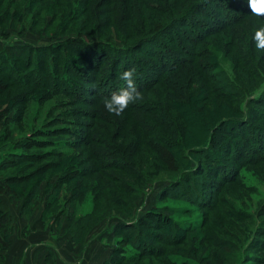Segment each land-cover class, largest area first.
<instances>
[{"label":"rangeland","instance_id":"374dc122","mask_svg":"<svg viewBox=\"0 0 264 264\" xmlns=\"http://www.w3.org/2000/svg\"><path fill=\"white\" fill-rule=\"evenodd\" d=\"M80 1L45 0L38 3L39 5L37 4L34 8L29 7L26 9L24 17L19 18L18 22L11 21L7 29L1 26L0 32L7 30L13 33L8 43H28L33 46L52 44L54 42L52 37L60 32L64 39L84 36L93 40H105L118 46H121V44L134 46L143 40L142 36L133 35L136 26L151 27L150 30L146 29L148 32H144L147 33L145 35H151L156 30H163L173 20L178 19L179 14H181L178 11L179 9H175V11L167 8L169 12L162 11L167 7L166 3L169 0H151V2L147 1L146 3L145 0H93L89 5L90 9L80 16L76 22H73L74 15L77 14L70 13L73 9L79 8ZM196 1L194 2L196 3ZM68 2H71V4L69 5ZM170 2L173 4L174 0H170ZM182 3L184 2H181V5ZM54 5H58L57 8ZM142 5H144V8H142ZM83 7L87 6L83 4ZM138 7L140 9H137ZM190 8L188 7L183 13L189 12ZM134 9L140 11L142 15H137L136 11H133ZM159 9L160 12H157L156 10L159 11ZM21 10H23V7ZM11 13L13 15L14 11ZM55 13H59L56 20ZM88 15H91L90 23H86ZM148 16H151V18ZM197 16L199 20L207 21L203 15ZM11 17L9 18L11 19ZM244 20L251 22L249 30L254 34L260 26L264 25L254 15L246 17ZM174 34L179 37L178 34L180 33L175 31ZM188 35L192 36L190 32H188ZM217 39L218 36H215L204 44H200L197 51L201 55L204 51L212 56L217 55L216 57L222 68L228 72L230 77L236 79L247 89L249 88L250 95L253 97L257 90L264 88V56L261 57L259 53L255 52L251 53L248 48H244L242 51L243 54L247 51L248 54L250 53L246 55L245 59L251 67H254L253 63L257 67L259 66L260 76L258 73L254 74L251 67L248 68L245 64L238 63L240 58H244L241 56L242 54L237 56L232 47L230 49L231 54L226 55L223 45L215 46L214 43ZM76 45L81 46L78 42ZM185 47V56L188 62L180 77V81H183L180 86L184 85L186 87L187 83L189 84L187 90L184 87V90H182L184 95L182 101L184 106L182 107L185 114L174 109L170 111V105L172 104L169 105L166 98L167 89L163 84H160L156 88L152 87L142 93L143 98L138 102L148 105V108L143 111L131 112L130 118L134 116L135 119L128 121H123L129 116L123 114L127 112V109L120 115H113L105 109L103 101L99 104L100 118L98 121H92L86 116H73L74 109H89L92 111L93 107L77 104L71 98L60 97H54L41 104L37 100V95H40L39 92L34 93V101L29 104L28 109L25 111L23 121H0V142L2 143L0 145V149H2L0 150V158L3 157L5 152L43 156L34 162L27 161L28 158H26L17 167L5 171L6 175L10 173V175H15L21 169H25V172L20 174L21 176L31 175L34 180L40 181L37 197L33 200L34 209L29 212L26 211L25 218L20 215L22 198L14 200L15 198L13 199L9 193L11 190L4 189L1 192L4 199L9 201V208L15 218L9 247L21 250L33 246L36 248L33 260L37 259L40 253L44 252L43 250L45 252L53 250L59 257V264H106L116 247L123 248L129 253L138 252L139 250L135 249V246L138 245V236H140L138 231H143L145 233L143 240L147 242V245L161 250L164 255L155 257V255L150 256L147 253L148 255L138 263L126 262L124 264H176L181 261L189 264H264V160L251 164L246 162L244 155L242 159L237 160L238 162L230 157L228 164L237 169V181L235 184H227L223 187L218 196L219 201L216 203L217 197L211 192L210 182L204 175L207 171H204L202 166L204 165L205 170L211 172L213 181L221 180L220 175H218L219 171L215 170L213 164L207 161L204 155L194 151L195 148L205 145L211 131L221 120L227 118L242 119L244 117L243 113L252 118L250 121L251 125L254 126V135L262 134L264 136V107L257 104L248 105L245 98L226 101L216 91L209 94V92L206 91L205 93L201 90L204 86L205 77L200 65L208 63V60L193 56L191 51L194 50L191 43L185 42ZM158 50L155 49V51ZM80 53H82L81 49ZM111 58L110 55L104 57L105 66L110 63ZM141 58L144 60L145 55ZM151 62L154 63V60H151ZM242 71L245 72V75H241ZM22 74L25 75L23 71ZM165 77H169V74L166 73ZM17 89H22V87ZM23 89L28 92L30 90L29 87ZM0 91H2L1 87ZM61 101L66 104L59 106L58 111L53 110L54 106L60 105ZM160 101L162 105H153L154 103L160 104ZM161 106L167 108L166 112H170L172 118L179 124V127H173L174 132L177 133L176 135L179 136L182 131L185 133L184 143L180 148L172 150L167 145H158L155 143L156 140L153 141L157 136L168 138L169 129H171V127L167 128L162 125L166 122V113L160 110H152ZM49 111L53 112H51V115L59 117L56 127L64 128L66 131L83 127L85 131L93 134L95 142L97 141L96 144L92 145L91 150L80 147L74 152L71 148L62 146L31 144L30 139H34L31 134L34 130L37 131L42 128L46 117L49 116ZM193 116L199 120V125L192 126L188 124L186 119ZM159 119L163 121L161 125H159ZM135 121L142 124H136ZM125 124L126 132L119 137L120 129ZM87 125H91L93 128L88 130ZM246 128L242 127L240 130L242 134L249 135ZM248 129L251 130V128ZM6 133L9 136L4 139ZM229 135L232 136L230 133ZM69 137L70 135L66 134L58 137L54 136L51 140L68 142L71 141ZM141 137L145 144L140 145L141 148L136 150L142 142ZM232 137L241 141L246 139L237 138L236 135ZM174 138H177V136ZM36 139L43 142L45 137L37 136ZM215 140L219 142L222 141V138L216 136ZM101 141L114 144L116 149H120L119 153L124 152L128 155L131 163L129 164L130 169L97 170L99 167L93 161L91 151L93 149H105L107 147L106 142L101 146ZM28 142L30 145L28 150L24 151L19 148L21 143L28 145ZM150 142L152 146L155 144L157 146L149 147L148 143ZM65 154H80V157L85 160L81 167L87 171L89 176L73 180L72 183L62 187L54 205L48 213H45V211L43 212V203H46L50 198L49 192H55L54 185L64 169H51L50 166L56 163L64 164L68 162L69 158L66 160L61 156ZM261 155L258 154V156ZM45 165H49L46 168L45 175L35 176L37 172L34 169ZM184 173L189 175L190 173H200L193 176L189 185L185 184L178 191V196L186 192L185 196L189 197L190 201L181 197H172L177 192L169 187L170 182L167 181L176 179ZM2 176L3 173L0 179ZM17 183H21V181ZM32 184L33 181L28 182V184L17 185L14 183L11 189H28L32 187ZM69 185L72 186V189ZM73 187H78L79 193L76 194V200H73L74 205H71L68 198H70V191L73 190ZM168 189L170 190L168 191ZM163 192H168L171 195L165 194L166 196L160 198ZM211 195L214 197L212 198ZM204 203H207V206ZM60 212L63 213L60 214ZM88 213H94L93 222L89 224H86L87 220L79 222L80 218ZM150 213L159 215V217L154 216L155 218H151L149 221L160 223V227L163 225L164 228L171 229L172 238L176 237L175 232H173L176 223L180 224L179 229L184 232V225L198 228L204 218L208 219L209 222H207L205 228L189 234L188 238L191 240L188 241L190 242L168 247L163 246L154 237L150 236L152 232L159 233L160 229L149 226V222H143L140 228L138 227L139 229L125 230L126 232L117 231L118 221L116 218L122 217L126 219L128 224H134L141 217ZM57 215H59V220ZM71 231L74 232V238L70 234ZM146 233H149V235H146ZM208 233L216 236V239L214 241L207 239L206 234ZM130 236L132 239L129 238ZM70 258L73 259V263L69 262ZM15 259H18L16 254Z\"/></svg>","mask_w":264,"mask_h":264},{"label":"trees","instance_id":"16d2710c","mask_svg":"<svg viewBox=\"0 0 264 264\" xmlns=\"http://www.w3.org/2000/svg\"><path fill=\"white\" fill-rule=\"evenodd\" d=\"M44 1L45 0H0V27L4 26L7 29V27L10 26L11 21L18 22L19 18L24 17L23 15L26 13V9L29 7L34 8V6H37L38 3H42ZM92 1L93 0L80 1L82 7L79 5L80 9H73L70 13L77 14L76 16L74 15L73 22H76L80 16L85 14L86 11L90 9L89 5ZM147 1L151 2V0H145L144 2L146 3ZM194 1L196 0H174L173 4H171L170 0L167 1V7L162 11L169 12L170 9H179L178 11L181 12V14H179V18L173 20L163 30H156L151 35H145L147 33H144L148 32L147 30H150L151 27L147 28L145 25H142L144 27L136 26L134 28L133 35L142 36L143 40L139 41L134 46L129 44H121V46H118L115 43H110L105 40H93L84 36L81 38L68 37L64 39L61 32L52 37V40L54 41L52 44L48 46H33L28 43H8L13 33L8 32L7 30L0 32V87L2 88V91H0V121H23L25 111L28 109L29 104L34 101V93L37 92L40 93V95H37V100L41 104L54 97H60L71 98L77 104L87 105L90 106V108L93 107L92 111L89 109H74L73 116H86L92 121H98L100 118V102L103 101L104 97L109 96L113 91L125 86V82L119 79V75L129 69H135L134 79L136 86L141 93L148 91L152 87L156 88L158 85L163 84L167 89L166 98L169 101V105H173V107L170 105V111L174 109L176 111H181L182 114H185L182 107L184 106V103L182 102L184 99L182 90H184V88L187 90L189 84L187 83L186 87H184V85L180 86L183 82L180 81V77L185 65L188 62L185 56V42H189L193 45L194 51H191L193 56L198 57L199 59L201 58L202 60H208V63L199 64L205 77L204 86H202L203 88L201 90L205 93L207 91L209 94L216 91L222 95L226 101H235L245 98L248 105L257 104L264 107V88L262 90H257V93L251 97L249 88L247 89L236 79L230 77L228 72L222 68L221 64L218 62V58L216 57L217 55L212 56L208 54L207 51H204L201 55V53L197 51L200 44H204L207 40L218 36V39L214 43L215 46L223 45L226 55L231 54L230 49L232 47L237 56L242 54L241 56L244 58H240L238 63L245 64L248 68L251 66L245 58L246 55H249L250 53L248 54L247 51V53L243 54L242 51L244 48H248L251 53L255 52L257 54L259 53V56L261 57L264 56V52H258L257 49L255 50L254 32L249 30L251 22L249 23L245 21L246 19L244 20V18L252 15L247 0H198L196 3ZM181 2L184 3L181 5ZM68 4L70 5L71 2H68ZM83 4L87 7H83ZM58 5H54V7L57 8ZM22 7L23 10H21ZM140 7L137 9H140ZM188 7H191V10L183 13ZM142 8H144V5H142ZM137 9H134L133 11H136L135 13H137V15H142ZM40 10L42 9L40 8ZM13 11L14 13L11 15V12ZM156 11L160 12V9L159 11ZM57 15H59V13H57L56 16ZM197 15H203L207 21L199 20ZM10 16H12L11 19L9 18ZM90 16L91 15H88L86 23L89 22ZM148 17L151 18V16ZM57 18L58 16L55 20ZM258 19L264 24V18ZM145 24H147V22H145ZM175 31L180 33L178 34L179 37L174 34ZM188 32H190L192 36H189ZM225 32L228 33L226 34ZM77 42L80 43L81 46L78 47L76 45ZM80 49L82 50V53H80ZM155 49L159 50L155 51ZM106 55H110L112 57L110 63L106 65L107 67L105 66L106 62H104V57ZM140 55H145L144 60ZM151 60H154V63H152ZM252 61L254 60L252 59ZM253 65L254 67H251L253 73H258V75L260 74L261 76L260 69L258 68L259 66L257 67L254 63ZM21 70L25 73V75L22 74ZM166 73L169 74V77L167 78L165 77ZM241 75H245V72L242 71ZM212 84L214 85L212 86ZM21 87L22 89L29 87L30 90L28 92L26 89H17ZM161 103L162 102L160 101V104L154 103L153 105L160 106L162 105ZM64 104L66 103L61 101L60 105L58 104L52 108L53 110L55 109V111H58V108H60L59 106H64ZM147 108L148 105L142 102L131 104L129 108H127V112L123 113L129 115L127 118L123 119V121L135 119L134 116L130 118L131 112L143 111L145 109L147 110ZM152 110L164 111V113H166L165 125L162 124L163 118L162 120L159 119V125L162 124L163 127H171L172 129H169L170 132L168 138L157 136V138H154L153 141L156 140L155 143L158 145H167L172 150L180 148L184 143L185 133L182 131L181 134L179 133V136L176 135L177 133L174 132L173 127L177 128L179 127V124L172 118L171 113H167V108H164L163 106ZM246 110L248 111V109ZM51 112L49 111V116L46 117V121L44 122L42 128L37 131L34 130L31 134V137L34 138L33 140L30 139V141H32L31 144L62 146L71 148L73 152L78 150L80 147L91 150L92 145L96 144L97 141L95 142L93 134L85 131L83 127L71 130L69 129L68 131L64 128L58 126L56 127L59 122V117H56L53 114L51 115ZM245 114L246 113H243L244 117L242 119L227 118L221 120L211 131V135L208 137L205 145L194 149L196 153L204 155L205 159L213 164L215 170L219 171L218 175H220L221 180L213 181V179H211V172L209 170H205L206 167H204V165L202 166L204 168L203 170L207 171L206 174H203L210 182L211 192L217 197L216 203L219 201L218 196L223 190V187L227 184H235L237 181V169L228 164L230 157H233V159L237 161L238 159L240 160V158L242 159L244 155L246 162L251 164L259 163L260 160H264V136L262 134L254 135V126L251 125L250 121L252 118ZM186 120L188 124H191L192 126L200 124L199 120L195 116L187 118ZM135 122L136 124L141 123L139 121ZM86 127L88 130L93 128L91 125H87ZM242 127H247L246 129L249 132V135L242 134V131L240 130ZM248 128H251V130ZM125 132L126 124L120 129L119 137H121ZM229 133L232 134V136L236 135L237 138L240 137L242 139H246L243 141L236 140L234 137L230 136ZM66 134L70 135L69 138L71 141L57 142L51 140L54 136L58 137ZM5 135L4 139H7L9 136L8 133ZM37 136H43L45 137V140L43 142L38 141L36 139ZM175 136H177V138H174ZM216 136L222 138V141L217 142L215 140ZM141 141L142 142H140L136 150L141 148L140 145L145 144L142 137ZM105 142L106 141H101L100 145L103 146ZM1 144L2 143L0 142V145ZM151 144V142L148 143V146L151 148L157 146L156 144L154 146ZM106 145L107 147L105 149H93L91 151V157L99 167L97 170L101 169L105 171L107 169H130L129 164L131 163L128 155L124 152L119 153L120 149H116L114 144L106 142ZM28 146H30L29 142L28 145L21 143L19 148L26 151L30 148ZM258 154L262 155L258 156ZM61 156L66 160L69 158V161L64 164L56 163L50 166V168L52 167L51 169H64L54 185L55 192H49L50 198L46 201V203H43V212L45 211V213H48L50 208L54 205L62 187L66 186L68 183H72L73 180H77L81 177H87L88 175L87 171L81 167L85 160L80 157V154H65ZM40 157L43 156L11 154L5 152L3 157L0 158V176L3 173V176L0 179V264H3V252L7 250L11 244L10 236L13 233L15 225V218L9 208V201L4 199V195L1 193L2 190H11L9 193L13 199L15 198L14 200L22 198L20 215L22 218H25L26 211L29 212L34 209L35 204L33 205V200L37 197L38 187L40 186V181H37V179L34 180L33 176L20 175L25 172V169H21L19 173L15 175H10L11 173L6 175L5 171L17 167L26 158H28L27 161L34 162ZM47 166L49 165L34 169L37 172L35 173V176H44ZM199 174L190 173L189 175L184 173L176 179L167 180L170 182L169 187H172L171 189H175L177 192L176 194L174 193L172 197H181L190 201L189 197L185 196L186 192L183 194L181 193L180 196H178V191L181 190L180 188H183L185 184L189 185L190 180H192L194 175ZM18 181H21V183H17ZM32 181L33 184L31 188L29 187L30 189H11V186H13L14 183L17 185L28 184V182ZM69 186L72 189V186ZM169 190L170 189H168V191ZM70 192V198H68V201L69 204L74 205L73 200H76V194L77 192L79 193L78 187H73V190ZM165 194L169 193L163 192L160 195V198L166 196ZM211 197L213 198L214 196L211 195ZM204 204L207 206V203ZM62 213L63 212H60V214ZM57 216L58 219L59 215ZM154 216L159 217V215H153L150 213L141 217L139 221L134 224H128L125 218L118 217L116 218L118 221L117 231L121 230L126 232L129 230H135L138 227L140 228V225H142L143 222H149V226L160 229L159 233L152 232L150 233V236L154 237L163 246L168 247L171 245L176 246L190 242L188 241L191 240L188 238L189 234L196 232V230L205 228L207 222H209L208 219L204 218V221L198 228H192L191 226L184 225V232L179 229L180 224L176 223L175 231H173L175 232L176 237L172 238L171 229L169 230L167 227L164 228L163 225L160 227V223L149 221L151 218H155ZM93 218L94 213H88L81 217L79 222L87 220L86 224H89L93 222ZM138 233L140 235L138 236V245L135 246V249L139 250L138 252L129 253L123 248L116 247L106 264H124L126 262L138 263L143 257L148 255L147 253H149L150 256L155 255V257H162L164 255L161 250L155 249L151 245H147V242L143 240V235L145 234L143 231H138ZM70 234L74 238V232L71 231ZM146 235H149V233H146ZM131 236L129 237L130 239H132ZM206 238L214 241L216 236L208 233L206 234ZM181 262L176 264H189L188 262L185 263V261L183 263Z\"/></svg>","mask_w":264,"mask_h":264},{"label":"clouds","instance_id":"9594fccd","mask_svg":"<svg viewBox=\"0 0 264 264\" xmlns=\"http://www.w3.org/2000/svg\"><path fill=\"white\" fill-rule=\"evenodd\" d=\"M252 15L264 18V0H247ZM255 47L258 52H264V25L260 26L254 34ZM135 69H129L119 75L125 86L113 91L104 97L105 109L113 115L122 114L130 104L140 101L142 93L138 90L134 79Z\"/></svg>","mask_w":264,"mask_h":264},{"label":"crops","instance_id":"0c3cea01","mask_svg":"<svg viewBox=\"0 0 264 264\" xmlns=\"http://www.w3.org/2000/svg\"><path fill=\"white\" fill-rule=\"evenodd\" d=\"M35 250L36 248L33 246L29 248L26 247L21 250H15L12 249V247H9L3 252V264H59V257L53 250H49L48 252L43 250L44 252L40 253V256L37 257V259L33 260ZM15 254L18 256V259H15ZM69 262L73 263L74 261L70 258Z\"/></svg>","mask_w":264,"mask_h":264}]
</instances>
